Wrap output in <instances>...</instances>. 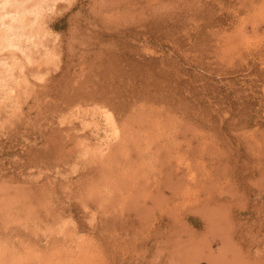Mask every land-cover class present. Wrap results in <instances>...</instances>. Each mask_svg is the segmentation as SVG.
Returning <instances> with one entry per match:
<instances>
[{
    "label": "rangeland",
    "instance_id": "374dc122",
    "mask_svg": "<svg viewBox=\"0 0 264 264\" xmlns=\"http://www.w3.org/2000/svg\"><path fill=\"white\" fill-rule=\"evenodd\" d=\"M44 6L0 87V264H264V0Z\"/></svg>",
    "mask_w": 264,
    "mask_h": 264
},
{
    "label": "bare ground",
    "instance_id": "6f19581e",
    "mask_svg": "<svg viewBox=\"0 0 264 264\" xmlns=\"http://www.w3.org/2000/svg\"><path fill=\"white\" fill-rule=\"evenodd\" d=\"M46 1L0 0V87L3 89L9 86V81L18 82L20 80L18 76H14L13 70L23 69L27 63L31 62L32 57L29 51L31 46H36V44L33 41V36L26 32L30 25L28 17L33 15L36 19L40 18L46 11L44 6ZM14 55L17 56L14 57ZM23 79L22 82L28 80L25 77ZM101 110V114L103 113L107 121L110 124L114 123L110 112L105 109Z\"/></svg>",
    "mask_w": 264,
    "mask_h": 264
}]
</instances>
